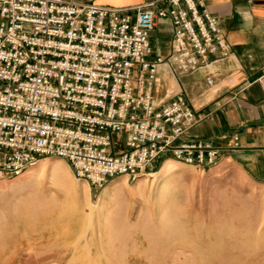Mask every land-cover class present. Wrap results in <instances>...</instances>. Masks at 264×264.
I'll return each instance as SVG.
<instances>
[{
    "label": "built area",
    "instance_id": "obj_1",
    "mask_svg": "<svg viewBox=\"0 0 264 264\" xmlns=\"http://www.w3.org/2000/svg\"><path fill=\"white\" fill-rule=\"evenodd\" d=\"M164 19L171 49L160 56L150 34ZM212 54L225 57L228 47L202 0L127 8L0 0V178L47 156L92 188L135 181L159 159L213 166L223 147L188 135L204 116L182 93L155 97L160 66L189 74L208 68ZM238 146L234 134L230 148Z\"/></svg>",
    "mask_w": 264,
    "mask_h": 264
},
{
    "label": "rangeland",
    "instance_id": "obj_2",
    "mask_svg": "<svg viewBox=\"0 0 264 264\" xmlns=\"http://www.w3.org/2000/svg\"><path fill=\"white\" fill-rule=\"evenodd\" d=\"M157 75L162 96L170 82ZM0 264H264V182L231 160L168 158L90 188L40 157L0 178Z\"/></svg>",
    "mask_w": 264,
    "mask_h": 264
},
{
    "label": "crops",
    "instance_id": "obj_3",
    "mask_svg": "<svg viewBox=\"0 0 264 264\" xmlns=\"http://www.w3.org/2000/svg\"><path fill=\"white\" fill-rule=\"evenodd\" d=\"M82 1L127 8L152 0ZM202 4L217 19L228 54L222 58L210 55L216 61L189 74L167 64L160 66L170 85L159 96L158 76L155 97L167 101L184 94L194 110L204 116L189 131V137L214 141L223 147L221 160L233 161L251 178L264 182V0H202ZM171 36V23L158 21L150 34L153 53L167 56ZM198 72L200 77L192 79ZM234 134L239 146L231 149Z\"/></svg>",
    "mask_w": 264,
    "mask_h": 264
},
{
    "label": "bare ground",
    "instance_id": "obj_4",
    "mask_svg": "<svg viewBox=\"0 0 264 264\" xmlns=\"http://www.w3.org/2000/svg\"><path fill=\"white\" fill-rule=\"evenodd\" d=\"M168 168H169V165L167 164V162L164 163L162 170H167ZM152 174H153V173L148 174V175H149V176H152Z\"/></svg>",
    "mask_w": 264,
    "mask_h": 264
}]
</instances>
